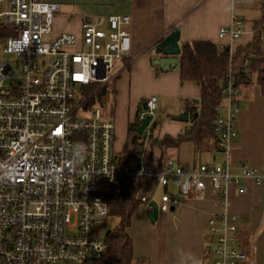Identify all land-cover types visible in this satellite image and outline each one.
Instances as JSON below:
<instances>
[{"label": "built area", "instance_id": "1", "mask_svg": "<svg viewBox=\"0 0 264 264\" xmlns=\"http://www.w3.org/2000/svg\"><path fill=\"white\" fill-rule=\"evenodd\" d=\"M59 11L49 0H0V25L11 32L2 41L3 52L16 58L0 62V264H84L102 258L108 245L95 227L108 216L109 206L101 184L135 186L152 175L115 150L113 122L100 110L84 108V89L117 79L116 63L130 55L131 17L84 22L78 39L69 33L54 36ZM244 34L243 21L234 16L219 37L236 41ZM249 65L246 60L247 76ZM240 95L231 72L214 124L216 154L229 156L238 136ZM146 107L142 121L155 115L158 98L151 97ZM155 179L159 188L173 186L199 199L208 184L223 200L229 186L243 194L245 180L264 192V169L243 166L234 175L229 161L187 169L170 160ZM151 202L150 196L140 198L150 211ZM179 205L178 198L163 193L159 213ZM207 227L215 238L212 264L247 262L236 215L224 211L210 217Z\"/></svg>", "mask_w": 264, "mask_h": 264}, {"label": "crops", "instance_id": "2", "mask_svg": "<svg viewBox=\"0 0 264 264\" xmlns=\"http://www.w3.org/2000/svg\"><path fill=\"white\" fill-rule=\"evenodd\" d=\"M49 1L60 7L54 20V36L69 33L81 38L84 22L95 23L110 16L131 17V52L120 61L114 83L119 129L126 143L130 126L145 112L143 104L151 97L158 98V110L138 141L128 148L127 161L144 164L152 172L137 185L139 198L146 195L159 203L161 195L167 193L178 198L180 205L174 212H160L153 223L151 211L140 203L127 229L133 243V264H212L207 221L224 211L238 218L239 248L248 256L245 264H264V192L253 181H242L246 189L243 194L236 186L226 187L223 200L210 184L204 198L199 199L194 194L183 196L178 189L170 194L171 186L159 188L155 179L170 160L187 169L201 164L225 165L229 161L234 175H239L243 166L264 169V97L255 79L241 85L238 136L231 143L229 156L216 154V136L200 148L194 142L167 149L153 143L166 136L176 138L191 128L202 96L199 84L181 80L179 67L165 70L155 64L163 57L156 46L180 29L181 49L186 43L208 41L234 54L253 41L254 23L261 18V0ZM234 16L243 21L245 34L236 41L221 39L220 29L229 27ZM102 27L106 29V25ZM124 147L125 151L127 144ZM124 151L118 153L123 155Z\"/></svg>", "mask_w": 264, "mask_h": 264}, {"label": "trees", "instance_id": "3", "mask_svg": "<svg viewBox=\"0 0 264 264\" xmlns=\"http://www.w3.org/2000/svg\"><path fill=\"white\" fill-rule=\"evenodd\" d=\"M261 18L254 23V39L246 47H241L232 54L227 48H220L208 41H196L183 44L179 71L183 82L192 81L199 84L202 91L200 110L194 118L191 128L173 138L164 137L153 143L163 149L179 148L185 142H194L198 148L207 140L215 138L214 124L218 115V108L222 102V91L225 87L228 75L232 72L239 85L249 84L254 79L261 88L264 97V0L260 1ZM11 34L10 30L0 25V42ZM249 60L251 76L244 74L245 61ZM254 78V79H253ZM99 89L96 94L86 100L85 106L89 107L95 96L102 92ZM140 117L129 128V142H137L140 134L137 129L141 126ZM155 126V123L152 125ZM216 142V141H215ZM130 157L128 146L123 159ZM104 199L109 206V214L121 218L117 230L112 231L106 237L108 252L100 259H91L84 264H133V243L127 233L131 226L132 216L140 206L137 185L114 184Z\"/></svg>", "mask_w": 264, "mask_h": 264}, {"label": "rangeland", "instance_id": "4", "mask_svg": "<svg viewBox=\"0 0 264 264\" xmlns=\"http://www.w3.org/2000/svg\"><path fill=\"white\" fill-rule=\"evenodd\" d=\"M80 39V38H78ZM3 41V40H2ZM46 41H50V38H46ZM264 46V45H263ZM264 50V47H263ZM16 60L15 56L7 55L3 52L2 48V42H0V62H12L14 63ZM122 64V62L116 63V69L114 72H117V67ZM117 79L113 80L108 85H102V84H92L84 89L85 91V98L87 100L94 94L99 91V89L104 88L102 92L97 94L94 98V100L91 102V105L89 107H84L86 110H89L91 112H95L97 110H100L103 117L111 122L114 123L115 129H116V137H115V150L117 152L124 151V145L127 144L128 148L132 145V142H127L123 140V136L120 133L119 129V116H118V109H117V99H116V93L114 91V83ZM128 162V161H127ZM112 186H109L107 184H101V190L104 192L103 195H107L109 191L111 190ZM175 187H170V194H173L175 191ZM159 201V199L157 200ZM135 216V215H134ZM139 216V213L137 214ZM135 221V217H134ZM121 223V218L117 215L110 214L102 219V224L95 227V231L98 236H100L103 239H106V234L108 231H115L118 229L119 225ZM209 244L210 247H214L215 245V238L214 236L209 233Z\"/></svg>", "mask_w": 264, "mask_h": 264}, {"label": "water", "instance_id": "5", "mask_svg": "<svg viewBox=\"0 0 264 264\" xmlns=\"http://www.w3.org/2000/svg\"><path fill=\"white\" fill-rule=\"evenodd\" d=\"M180 39H181V31L180 29H176L169 35H167L157 46L156 49L161 51L163 57L161 59H157L155 64L160 66L162 69L169 70V69H176L179 67L180 60L179 56L181 55V46H180ZM144 111H147L146 103L143 104ZM153 120L151 115H147L146 118L143 120L141 126L137 129L138 134L144 133V131L149 127ZM152 207V211L149 214L150 220L155 223L159 218V208L158 203L153 201L150 203ZM172 212L175 211L173 207L171 209ZM111 231H108L106 236H109Z\"/></svg>", "mask_w": 264, "mask_h": 264}]
</instances>
